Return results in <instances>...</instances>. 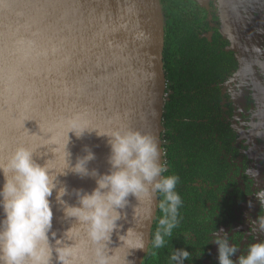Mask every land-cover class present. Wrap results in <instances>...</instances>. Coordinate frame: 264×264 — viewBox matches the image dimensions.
Instances as JSON below:
<instances>
[{
  "label": "water",
  "instance_id": "water-1",
  "mask_svg": "<svg viewBox=\"0 0 264 264\" xmlns=\"http://www.w3.org/2000/svg\"><path fill=\"white\" fill-rule=\"evenodd\" d=\"M218 2L226 24L235 1ZM223 32L236 45L233 28ZM164 46L160 0H0V160L24 144L34 152L33 159L41 165L47 162L55 175L66 167L68 139L70 164L87 148L95 154L89 170L103 174L110 168L109 138L97 131L131 129L152 135L164 162ZM240 53L242 64L244 48ZM70 118L91 131L80 137L69 132L67 138ZM66 172L58 181L68 189L63 199L75 205L73 190L90 193L95 178ZM3 183L0 174V186ZM50 199L53 248L71 249L74 264H95L96 245L87 229L64 216L55 193ZM128 201L118 210L122 227L113 232L105 251L117 264H143L159 194H142L139 200L130 195ZM129 227L143 233L144 249L128 250L122 244L119 236ZM52 264H57L55 253Z\"/></svg>",
  "mask_w": 264,
  "mask_h": 264
},
{
  "label": "clouds",
  "instance_id": "clouds-1",
  "mask_svg": "<svg viewBox=\"0 0 264 264\" xmlns=\"http://www.w3.org/2000/svg\"><path fill=\"white\" fill-rule=\"evenodd\" d=\"M87 127L81 126L75 118H70L68 132L80 137ZM93 130V129H92ZM91 131V130H89ZM107 136L110 146L107 173L89 170L88 164L95 159L90 149L77 157L74 165L70 164L65 145L66 167L53 174V169L39 164L33 159V151L24 144L18 145L5 159L0 160V174L4 183L0 186V264H52L55 253L57 264H74L71 249L53 248L49 233L52 229L53 210L51 197L61 206L66 218H75L78 225L87 229L95 248V264H117V260L106 253L112 234L122 227L118 222L123 218L119 209L129 203L128 197L137 200L142 194H160L159 209L163 213L158 227L150 241L152 249L165 246L166 237H171L180 221L179 209L182 205L180 194L176 191L179 177L162 175L167 167L161 160V151L156 139L146 133L135 130H112ZM67 171L81 177L95 178L96 187L89 193L74 189L77 198L75 205H69L63 198L68 189L58 181L59 175ZM259 203L264 206V189L255 192ZM254 231H264V217L253 222ZM218 245L219 264H235L231 257L238 247L230 245L228 237L215 235ZM53 239L55 232H51ZM128 250H141L145 247L143 233L129 227L119 236ZM59 239H55L58 241ZM155 254V253H153ZM191 253L186 248L175 249L170 257V264H184ZM238 264H264V241L251 243L246 254L238 257Z\"/></svg>",
  "mask_w": 264,
  "mask_h": 264
},
{
  "label": "trees",
  "instance_id": "trees-1",
  "mask_svg": "<svg viewBox=\"0 0 264 264\" xmlns=\"http://www.w3.org/2000/svg\"><path fill=\"white\" fill-rule=\"evenodd\" d=\"M178 1L180 13L178 16L170 13L165 30L164 67L171 93L164 114L167 129L164 175L179 177L176 191L182 200L180 221L172 236L165 238L163 248H149L143 264H170L171 253L180 248L191 253L184 264H204L209 249L196 248L218 230L215 222L211 225L206 220L234 205L233 198L229 197L224 199L225 207L221 208L219 199L225 190L222 187L209 190L203 185L214 187L222 183L234 153L231 142L235 136L227 123L231 112L222 104L226 98L221 94L220 85L238 68V63L232 52L222 48L228 42L221 35L217 33L211 41L202 37L203 31L210 28L207 14L189 8L184 0ZM213 17L215 22L216 9ZM249 194L246 190L245 195ZM162 198L159 194V200ZM162 215L158 209L151 239Z\"/></svg>",
  "mask_w": 264,
  "mask_h": 264
},
{
  "label": "flooded vegetation",
  "instance_id": "flooded-vegetation-1",
  "mask_svg": "<svg viewBox=\"0 0 264 264\" xmlns=\"http://www.w3.org/2000/svg\"><path fill=\"white\" fill-rule=\"evenodd\" d=\"M186 3L189 4L190 7L197 8L202 13L207 14V18L209 21L210 28L206 31H203L202 37L207 38L209 41L218 33L226 40L228 43L222 47L228 52H232L235 60L238 63V68L229 75L228 79L225 80L223 84L220 85L221 87V94L226 99L222 102L223 105H227V110L231 112L230 115L227 117V123L230 126L231 132L234 133V139L231 142V146L233 148V155L230 156L229 164L227 166V174L226 177L222 179V183L211 187L209 184H204V187H208L209 190L215 189L219 190V188H223L225 190L224 194L220 195L219 203L221 208H224V199H228L232 197V202L234 203L232 208H226L227 211L225 213L220 210L217 212V215L214 217H209L206 222H210L212 225L215 222L216 226H218V230L216 231L215 235H219L224 237L225 235L229 239L230 245L233 244L234 246L238 247V251L231 257V259L238 264V257L241 254H246L247 247L251 243L261 242L264 241V232L259 230H253V221L250 227H247V216H245V207L248 204L255 203L253 212L251 214L257 220L258 217H264V206H262L255 196V192L264 189V137H258V142L261 143L260 145L261 153H258L257 156H251L247 152L249 146H245V141L241 140L240 133L234 127V120L236 117V106L234 99L232 97V93L229 90L228 84L230 82L233 83L235 78L244 75L245 72V65L248 62L247 58H250L249 63H257L260 59L257 57L254 58V53L252 51V41L249 39V36H244L243 34H239L235 32V29L231 23V11L232 7L228 12V22L223 24L222 14H221V7L219 5L218 0H187ZM213 9H216L218 13V18L213 21ZM229 27H232L234 33L236 34V45H233L230 40V35H226L223 32V29L226 28V32L229 34ZM201 30V26L198 27ZM249 40V43H248ZM244 48L245 54L242 57L243 63L240 64V50ZM247 60V61H246ZM166 75V73H165ZM264 78V76H263ZM166 83H167V93L168 96L165 99V105L167 100L170 96L171 91L169 90V80L166 75ZM216 87L215 86H212ZM244 101H245V109L246 112H251L255 106V96L254 91L249 89L248 92L246 91L244 94ZM164 114H165V107H164ZM165 117L163 115V128H164V137L162 143V150L164 152L163 160L167 167V159H166V146H167V129L165 128ZM162 138V137H161ZM164 175V173H163ZM236 192V196H234V192ZM248 190L250 192L249 195H245V191ZM241 193V195H240ZM211 203H208L210 206ZM214 233V232H212ZM210 234L208 239L204 242L202 240L203 245H199L196 249L204 250L205 248L208 250L209 253L204 264H219L218 261V245L215 243V236ZM259 237V239H257ZM201 242V243H202Z\"/></svg>",
  "mask_w": 264,
  "mask_h": 264
},
{
  "label": "rangeland",
  "instance_id": "rangeland-1",
  "mask_svg": "<svg viewBox=\"0 0 264 264\" xmlns=\"http://www.w3.org/2000/svg\"><path fill=\"white\" fill-rule=\"evenodd\" d=\"M175 2V3H172ZM182 0H180L181 2ZM187 0H184L186 2ZM234 6L231 11V23L236 33L249 36L252 41V51L254 58L260 59L257 63L245 65L244 75L235 78L233 83L228 84L229 90L236 106V117L234 127L240 133L241 140L245 141V146H249L247 152L251 156H257L261 153L258 137H264V0H234ZM165 30L168 27L170 13L179 15L178 0H160ZM172 4L173 7H172ZM164 55V54H163ZM247 61V60H246ZM249 89L254 91L255 106L251 112H246L244 94ZM255 203L248 204L245 207V216L247 218V227L251 226L252 221H257L251 211ZM253 212V211H252ZM264 232V231H261ZM259 239V237H257Z\"/></svg>",
  "mask_w": 264,
  "mask_h": 264
},
{
  "label": "built area",
  "instance_id": "built-area-1",
  "mask_svg": "<svg viewBox=\"0 0 264 264\" xmlns=\"http://www.w3.org/2000/svg\"><path fill=\"white\" fill-rule=\"evenodd\" d=\"M168 96V93H167V83H166V87H165V99H166V97ZM164 133H165V131H164V128L162 129V134H161V141H162V143H164V141H163V137H164ZM163 155H164V152H163Z\"/></svg>",
  "mask_w": 264,
  "mask_h": 264
}]
</instances>
